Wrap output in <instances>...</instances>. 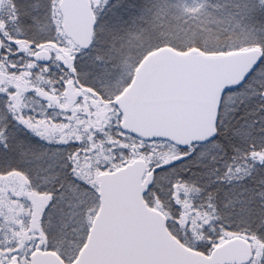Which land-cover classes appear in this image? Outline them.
<instances>
[{"label":"snow or ice","instance_id":"obj_1","mask_svg":"<svg viewBox=\"0 0 264 264\" xmlns=\"http://www.w3.org/2000/svg\"><path fill=\"white\" fill-rule=\"evenodd\" d=\"M0 264H264V0H0Z\"/></svg>","mask_w":264,"mask_h":264}]
</instances>
